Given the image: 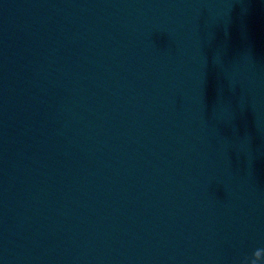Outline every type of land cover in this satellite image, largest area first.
<instances>
[{"label":"water","instance_id":"1","mask_svg":"<svg viewBox=\"0 0 264 264\" xmlns=\"http://www.w3.org/2000/svg\"><path fill=\"white\" fill-rule=\"evenodd\" d=\"M0 264H264V0H0Z\"/></svg>","mask_w":264,"mask_h":264}]
</instances>
